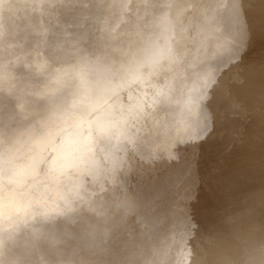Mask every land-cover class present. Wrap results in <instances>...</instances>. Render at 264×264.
Returning <instances> with one entry per match:
<instances>
[{
  "label": "bare ground",
  "instance_id": "obj_1",
  "mask_svg": "<svg viewBox=\"0 0 264 264\" xmlns=\"http://www.w3.org/2000/svg\"><path fill=\"white\" fill-rule=\"evenodd\" d=\"M156 1L152 3L155 11L148 7V18L134 27L135 32L144 30L143 41L128 45L125 53L112 62L109 51L123 45L115 34L101 48L90 41L97 14L88 16L93 6L84 0H29L25 17L13 19L5 14L9 22L0 20V48L7 50V61L18 74H14L15 86L10 76H4L0 90V122L4 123V133H9V137L0 138V163L10 155L19 157L32 150L40 166L44 162L53 168L41 178H50L65 189L61 197L53 195L50 209L42 211L19 214V204L0 198V217H17L9 225L0 222V264H27L23 257L12 254V249L31 236L55 245L46 234L57 223L71 222L86 213L106 218L107 202H118L115 190L123 188L132 167L130 157L171 154L177 142L195 140L208 129L209 110L202 100L217 67L234 60L239 52L238 42V47L230 48L229 38L225 40L227 27L212 26L213 14L219 9L233 16L231 4L216 0L212 3L215 6L208 7L212 10L187 17L185 12L176 10L171 15L161 5L156 6L168 0ZM7 2H0V13ZM67 2L83 7L62 14L58 6L62 8ZM81 11L88 17H82ZM85 18L89 20L88 29L81 24ZM203 23L207 29L201 32ZM221 43L224 48L217 47ZM227 46L230 50H224ZM29 78L45 80V85L38 88L42 92L38 98L49 101L46 112L36 111L35 94L25 89ZM9 87L11 91L6 93ZM26 128L33 131L34 140L40 139L34 149L30 139L19 137ZM250 149L243 144L235 153L247 154ZM72 160L66 167L64 162ZM8 169L6 165L0 171ZM238 169L235 167L227 176L244 173ZM261 174L251 171L254 181L249 183L258 184L255 179ZM243 222L247 224H237L240 227L236 231L225 232L207 252L198 251L193 264H261L264 217L245 218ZM106 232L87 221L82 227L80 249L74 247L65 254L52 248L50 255L40 256L33 264H93L97 253L90 252L87 257L76 254L104 241ZM178 232L182 239L168 245L153 243L155 247L141 251L135 264H191L185 231ZM7 246L10 250L5 249ZM95 249L100 250V244Z\"/></svg>",
  "mask_w": 264,
  "mask_h": 264
},
{
  "label": "water",
  "instance_id": "obj_2",
  "mask_svg": "<svg viewBox=\"0 0 264 264\" xmlns=\"http://www.w3.org/2000/svg\"><path fill=\"white\" fill-rule=\"evenodd\" d=\"M99 1L100 0H84L83 2H88L93 6L88 16L93 15L92 13H96L101 21L104 19V22H99L98 27H96L93 33H90V41L95 42L96 46L101 48L105 40H112L116 35L119 43L123 46L119 44L118 49L109 51L110 54H108V56L111 58L110 62H112L113 58L118 57V54L125 53L128 45L131 46L136 41H143L142 38L145 34L144 30L135 32L134 27L140 26L141 23L148 18V7L152 6L155 8V6L151 1L142 3L136 0H118L117 4L115 0L112 2L109 0H101V4ZM215 1L216 0H187L184 3V0H168L165 2L163 1V3L161 2V4H156V6L161 5L168 10L171 15L172 12H176V10L186 12L189 8L191 9V13L195 11L197 14V12L212 10L208 7L215 6ZM75 2L64 3L62 8L59 5V11L62 12V14H66L69 12L67 9L73 8V10H78L83 7L81 3ZM243 3V0L225 1L224 5L231 4L230 10L233 14L232 17L228 16L225 12H219L221 11L220 9H217L218 12L213 14L214 23L212 26L216 24L220 29L225 30L226 27L228 28L229 34L225 36V40L229 38L230 48L237 42L242 46L245 44L244 41L247 35L244 24H247L248 19L254 13L252 10H244L242 6ZM88 16H86V18ZM210 17H212V13L209 18ZM86 18L81 21L84 29H88L86 22H89V20ZM172 18L173 16L170 17V19ZM232 22L233 26H231ZM205 24L206 23L201 24V32L207 29ZM117 33H122V35L118 37ZM217 47L224 48L222 43ZM224 50L230 49L227 46ZM6 53L7 50L4 51L1 47L0 90L1 86L4 84V76H10L14 82V86L16 84L14 75L16 73L13 72V68L7 61ZM229 63L223 65V67L219 69L217 67L215 77L208 88V93L204 100H202L203 106L209 110L208 113L211 118L216 117L218 113L224 112L227 107H229V96L227 95V90H225L228 80L227 77L230 76ZM214 81L217 83L216 85L213 83ZM44 82L45 80L41 78H29L25 86V89L33 90L32 93L35 94L37 99V104H35L37 107L35 108H37L36 111L39 112H46V107L49 104L48 100L38 98L42 93L39 89L42 85H45ZM252 89L255 90L253 92L255 99L252 101L249 100V105L255 107L264 106V93H257L258 87L256 83L251 87V90ZM9 91H11L10 87L6 93ZM43 118L45 119V116H43ZM229 122L230 121H226V123ZM0 123L3 122L1 121ZM220 126L221 124L219 123V127ZM223 126L224 125L221 127ZM3 127L4 123L0 125V138L4 136L9 137V133H4L2 130ZM226 128H232V125H228ZM259 128V134L262 133L264 137V125ZM23 136H25L27 140L30 139L31 144L33 143L31 149H34V146L38 144L37 141L39 142L40 140L39 138L34 140L36 136L34 137L33 131L27 128L21 131L19 137ZM179 143L181 142H177L171 154L157 153L146 156V158H141L140 155L136 154V157H130L132 167L127 171L128 173L124 181V186L123 188L116 189L114 193L116 198L119 199L118 202L114 204V202L110 201L106 204L107 211L104 214L107 213L108 215L107 224L109 223V228L106 232L105 240L101 243L100 241L96 243L100 244L101 249L96 250L95 244L89 251L81 250L76 256L87 257L88 253L92 252V255L98 254L95 256L97 260L94 261L93 264L97 262L99 264H104V259L108 261V264H135V260L137 262L140 259L141 251L155 247L153 243L156 245H168L174 244L179 238L182 239L181 233L178 232L180 229L181 231H185L183 237L184 240L188 242L189 236L192 234L191 225L196 224L197 232L191 239V256H189L191 264H193L199 252H207L218 243L219 239L226 235L225 232H234L240 225L247 224L246 222L242 223L245 218L250 221L251 219H261L264 217V193L262 190H258L261 185L264 186V167L259 164V161L262 159L264 160V139L262 142L260 135L256 140L250 136L244 138L243 143L239 145H243L244 143L248 144L249 147H251L250 151L243 155L236 154L238 158L236 163L230 164L232 166L231 170L222 175L223 177L220 179L219 177L216 178L219 189L221 188V190H213L211 193L214 194L216 192L218 195H220L219 193L225 195L229 188L232 187L235 190L240 188L239 192L237 191L239 195L243 194L242 192L250 190L255 191L254 195H243L244 201H246L245 206H250V209L246 212L235 215L230 214L222 218L220 220V222H222L216 227H208V219L200 218L202 216L197 215V212L196 215L190 218L185 208L183 207L182 210H179L178 207L182 206L180 204L178 205L176 201L171 199V196L167 194V189L171 186L173 180V176L171 175L176 170L171 172L175 164H173V162L172 164H168L167 159L170 158L171 155L176 154V150L179 149ZM39 161L34 151L30 150L19 155V157L10 155L5 158V163H0L2 164L0 168L6 165L9 166L7 171H0V198L19 204V214L23 211L31 212L33 209H38L39 211L50 209V207L53 206V195L58 194L61 197V195L64 194L65 189L62 188L63 186L60 185V183L55 181L52 182L50 178H46V180L41 178V176H47L53 168H50L48 163L45 165L44 162L40 166ZM72 162L73 160L68 163L66 161L64 164L67 167L71 165ZM235 167H239L237 172L243 171L245 174L242 173L235 177L227 176ZM160 168L165 169L162 174H160ZM253 170L262 172L261 178L255 179V182H259L258 184L249 183L254 181L252 175H249ZM227 187L228 189H226ZM105 194H107V192ZM157 197H161L160 203H156ZM116 204L124 205L123 209H125V211L117 212V209L115 210ZM83 213L84 212H82V214ZM86 215L88 217H76L71 222L57 223L53 227H50L51 229L48 230L46 235L52 239L55 245L48 244L47 240L42 237L31 236L21 240V242L12 249V254L23 257L27 264L35 263L41 258L40 256L44 254L50 255L52 253L50 249L52 248L68 254L70 249L74 247L79 248L83 224L87 221L93 224L97 220L96 217H93L89 213H86ZM16 218V216L6 218L0 217V222L4 225H9L15 222ZM5 249L10 250V247L7 246ZM137 251L139 252L136 254Z\"/></svg>",
  "mask_w": 264,
  "mask_h": 264
},
{
  "label": "rangeland",
  "instance_id": "obj_3",
  "mask_svg": "<svg viewBox=\"0 0 264 264\" xmlns=\"http://www.w3.org/2000/svg\"><path fill=\"white\" fill-rule=\"evenodd\" d=\"M3 1L0 0V2ZM8 1L1 7L4 14L0 13V20L3 22H9L5 19L6 15L14 19L29 14V0ZM137 1H143L142 3L151 1L154 3L156 0ZM243 1L244 10H252L254 13L248 19L247 24H244L247 35L244 41L245 44L243 46L239 42L236 44L239 46V49L237 48L239 50L238 55L229 63L230 76L227 77L225 89L229 96V107L224 112L218 113L216 117H209L208 129L199 138L181 141L176 154L171 155L170 158L167 157L168 164H172V162L175 164L171 172L176 169L171 175L173 180L171 186L167 189V194L178 205L182 206L178 207L179 210L185 208L190 218L196 215L197 212V215L202 216L200 218L208 219V227L220 225L222 222L220 220L230 214L235 215L249 211L250 206H245L246 201H244L243 195H254L255 191L250 190L239 195L240 188L235 190L232 187L225 195H222V193L218 195L216 192L211 193L213 190L219 189L216 178L223 177L222 175L231 170L232 166L230 164L236 163L238 158L235 153L236 146L242 144L247 136L256 140L260 135L262 142L264 139L262 133L259 134V127L264 125V106L249 105V100L255 99L253 94L255 90H251L255 83L258 87L257 93H264V0ZM117 2L118 0H115L116 4ZM152 8L150 6V10ZM190 10V8L187 9L185 12L187 15L185 16L191 17L195 14V11L191 13ZM151 11H155V9ZM85 14L86 12H80L82 17L86 16ZM99 20L100 17L95 16L94 22L97 27L99 22H102ZM102 20L104 22V19ZM226 121L230 122L226 123ZM219 123L224 126L219 127ZM228 125H232V128H226ZM259 162L264 167V160L262 159ZM159 171L162 174L165 169L160 168ZM258 190H262L264 193V186L261 185ZM206 194L210 195L206 197ZM160 201L161 197H157L156 203H160ZM123 208L124 205L116 204L115 206L117 212L125 211ZM107 217L104 219L96 218L94 224L107 231L109 228ZM191 232L192 234L188 239L189 245L192 244V237L196 235V224L191 225Z\"/></svg>",
  "mask_w": 264,
  "mask_h": 264
},
{
  "label": "clouds",
  "instance_id": "obj_4",
  "mask_svg": "<svg viewBox=\"0 0 264 264\" xmlns=\"http://www.w3.org/2000/svg\"><path fill=\"white\" fill-rule=\"evenodd\" d=\"M261 264H264V261H261Z\"/></svg>",
  "mask_w": 264,
  "mask_h": 264
}]
</instances>
